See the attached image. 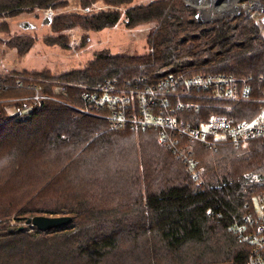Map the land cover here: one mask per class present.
I'll return each instance as SVG.
<instances>
[{"label": "trees", "instance_id": "trees-1", "mask_svg": "<svg viewBox=\"0 0 264 264\" xmlns=\"http://www.w3.org/2000/svg\"><path fill=\"white\" fill-rule=\"evenodd\" d=\"M133 2L80 0L82 12L57 16L52 27L55 33L86 32L84 47L89 32L113 28L122 18L129 28L153 25L148 53L101 50L85 67L60 74L0 72V264L247 263L252 246L238 237L233 223L249 212L258 215L256 201H264L261 140L216 151L193 143L205 167L200 185L188 166L159 143L157 131L113 129L103 116L77 108L84 103L80 85L105 79L152 82L168 74L251 78L259 95L264 91V31L244 13L199 24L198 9L183 0ZM67 4L0 0V18ZM46 42L70 48L68 36ZM7 43L25 56L36 39L20 36ZM64 84L65 93L60 91ZM37 88L41 107L17 120L14 108L31 103ZM259 106L240 103L228 114L249 119ZM43 215L72 220L48 231L11 223Z\"/></svg>", "mask_w": 264, "mask_h": 264}, {"label": "built area", "instance_id": "built-area-1", "mask_svg": "<svg viewBox=\"0 0 264 264\" xmlns=\"http://www.w3.org/2000/svg\"><path fill=\"white\" fill-rule=\"evenodd\" d=\"M202 16L212 20H232L242 13L251 16L264 6L259 0H192ZM84 89L80 112L100 115L113 129L144 130L158 133V141L187 166L192 178L203 183L204 165L196 157L193 143L216 151L223 145L239 146L250 140L264 143V91L256 94L251 78L220 74H168L156 81L134 78L120 82L105 79ZM67 84L60 87L66 92ZM260 91V90H259ZM31 103L15 107L17 120L40 108L39 90ZM257 102L259 111L249 119L238 120L228 113L240 103ZM215 111V112H214ZM220 111V112H219ZM225 111L226 113H222ZM204 114H209L204 117ZM262 214L246 213L234 220L237 235L252 246L246 264H264V201Z\"/></svg>", "mask_w": 264, "mask_h": 264}, {"label": "rangeland", "instance_id": "rangeland-1", "mask_svg": "<svg viewBox=\"0 0 264 264\" xmlns=\"http://www.w3.org/2000/svg\"><path fill=\"white\" fill-rule=\"evenodd\" d=\"M66 1L68 4L57 10L36 9L30 12L25 11L11 18H0V72L49 70L54 74H60L85 67L88 62L95 58L96 52L101 50H109L112 54L132 56L146 54L150 51L148 35L152 31L153 25H140L129 28L126 26L124 18L113 28L89 32V41L84 47L80 46L81 39L87 33L80 29L55 33L52 27L53 19L73 11H83L79 5L80 0ZM152 1L154 0H134L132 5L149 4ZM183 1L196 7L192 0ZM260 4L262 3L260 2ZM261 9L253 11L251 16L261 25L264 31V11H261ZM61 35L70 38L69 49H62L56 45L52 46L46 42L48 37ZM20 36H31L36 39L34 47L25 56H20L7 43L12 38ZM11 109L8 108L9 111ZM259 203L261 202L257 200V211L262 214L263 210L260 209ZM11 223L29 226L25 222H15V220H11Z\"/></svg>", "mask_w": 264, "mask_h": 264}, {"label": "water", "instance_id": "water-1", "mask_svg": "<svg viewBox=\"0 0 264 264\" xmlns=\"http://www.w3.org/2000/svg\"><path fill=\"white\" fill-rule=\"evenodd\" d=\"M196 19L199 24L209 23L210 20L204 18L200 12L197 13ZM72 220L71 216H35L26 221V225L37 227L41 231H48L54 228L63 227ZM22 228V227H21Z\"/></svg>", "mask_w": 264, "mask_h": 264}]
</instances>
